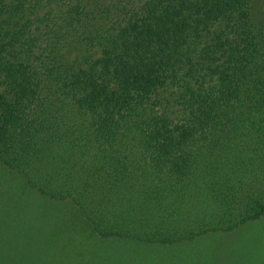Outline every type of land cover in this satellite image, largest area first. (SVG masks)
<instances>
[{
	"label": "trees",
	"instance_id": "1",
	"mask_svg": "<svg viewBox=\"0 0 264 264\" xmlns=\"http://www.w3.org/2000/svg\"><path fill=\"white\" fill-rule=\"evenodd\" d=\"M0 162L105 239L263 219L264 0H0Z\"/></svg>",
	"mask_w": 264,
	"mask_h": 264
},
{
	"label": "rangeland",
	"instance_id": "2",
	"mask_svg": "<svg viewBox=\"0 0 264 264\" xmlns=\"http://www.w3.org/2000/svg\"><path fill=\"white\" fill-rule=\"evenodd\" d=\"M32 193L0 162V264H264V218L231 233L152 245L101 238L80 221H61L65 207L35 204ZM44 205L50 208L39 212Z\"/></svg>",
	"mask_w": 264,
	"mask_h": 264
}]
</instances>
